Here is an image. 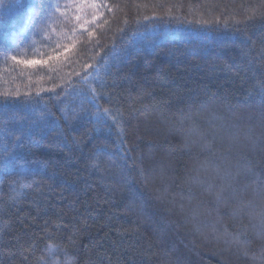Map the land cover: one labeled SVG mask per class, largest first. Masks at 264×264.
<instances>
[{"label": "trees", "instance_id": "trees-1", "mask_svg": "<svg viewBox=\"0 0 264 264\" xmlns=\"http://www.w3.org/2000/svg\"><path fill=\"white\" fill-rule=\"evenodd\" d=\"M233 126L229 178L193 180ZM257 189L264 0H0V264H248Z\"/></svg>", "mask_w": 264, "mask_h": 264}, {"label": "clouds", "instance_id": "clouds-1", "mask_svg": "<svg viewBox=\"0 0 264 264\" xmlns=\"http://www.w3.org/2000/svg\"><path fill=\"white\" fill-rule=\"evenodd\" d=\"M211 129L203 127L193 121L186 129V136L194 144L201 143ZM257 130L251 126H233L224 137L228 141V147L224 154L216 158H196L191 164L193 180L217 178L227 180L231 171V160L227 152L238 151L252 142L257 135ZM231 217L234 222L243 226L251 242L245 245L244 255L248 264H264V189H257L250 194L242 196L230 206ZM220 237L217 236L218 240ZM211 243V232L205 237Z\"/></svg>", "mask_w": 264, "mask_h": 264}, {"label": "snow or ice", "instance_id": "snow-or-ice-1", "mask_svg": "<svg viewBox=\"0 0 264 264\" xmlns=\"http://www.w3.org/2000/svg\"><path fill=\"white\" fill-rule=\"evenodd\" d=\"M85 2H86V0H85ZM51 6L54 7V8H59V5L58 4H53ZM94 7L96 9L102 10L104 7H106V5H101V4H95L94 3ZM68 51H69V49L65 48L62 52L57 53V55L55 57H51L50 56L47 59H40V58L19 59V60H16V63L22 64L25 67H32V68L42 67L45 64H47L49 62V60H57L58 61L59 58H60V56L61 55H67ZM21 55H25V54L24 53H21ZM13 59H15V57H13ZM93 71L96 72L97 70L94 69Z\"/></svg>", "mask_w": 264, "mask_h": 264}]
</instances>
